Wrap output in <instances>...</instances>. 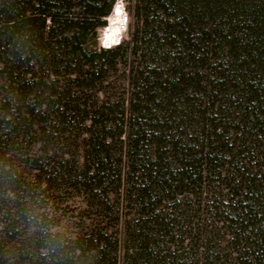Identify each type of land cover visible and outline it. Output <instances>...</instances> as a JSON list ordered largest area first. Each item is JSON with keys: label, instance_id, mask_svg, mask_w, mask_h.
<instances>
[{"label": "trees", "instance_id": "trees-1", "mask_svg": "<svg viewBox=\"0 0 264 264\" xmlns=\"http://www.w3.org/2000/svg\"><path fill=\"white\" fill-rule=\"evenodd\" d=\"M114 1L0 0V264L31 196L10 161L46 114L84 127L67 176L100 216L57 264H264V0H132L106 50ZM122 60V92L77 95Z\"/></svg>", "mask_w": 264, "mask_h": 264}, {"label": "rangeland", "instance_id": "rangeland-1", "mask_svg": "<svg viewBox=\"0 0 264 264\" xmlns=\"http://www.w3.org/2000/svg\"><path fill=\"white\" fill-rule=\"evenodd\" d=\"M115 2L116 0L113 4ZM132 4V0H126L129 25L134 22L131 16ZM108 24L109 21L106 20V26ZM106 26L102 27L101 32H99L101 27L98 29L99 46L103 42V31ZM117 68L118 71H113L107 82L102 85L96 84L77 95L82 97V100L90 98L91 102L101 99L103 97L101 92L104 90L111 95L122 92L127 64L122 60ZM73 85L75 84L70 82L66 87ZM45 118L48 119L45 123L40 121L43 118L33 122L29 137L22 142L21 153L13 156L10 161L15 169L14 178L19 181L25 180L24 187L31 191V196L23 206L27 221L20 223L21 226L18 225L6 237L4 249L8 253L6 264H18L27 255L35 259L37 264H57L58 260L55 257L71 251L67 248L72 245L81 225L87 226L92 219L96 221L100 217L96 215L94 209L87 210V194L67 176V172L77 169L82 164L84 127L78 124L77 128L69 132L51 126L53 121L48 114ZM87 124L85 122L84 125ZM23 201L25 200H20V203ZM7 204L9 205L8 202ZM24 235L25 238L32 240L29 246L31 249H25L26 245H30V240L25 241ZM56 246L66 249H54ZM75 260L80 261L76 257Z\"/></svg>", "mask_w": 264, "mask_h": 264}, {"label": "clouds", "instance_id": "clouds-1", "mask_svg": "<svg viewBox=\"0 0 264 264\" xmlns=\"http://www.w3.org/2000/svg\"><path fill=\"white\" fill-rule=\"evenodd\" d=\"M102 19L109 21V24L103 31V42L100 47L106 50L111 49L119 46L125 39L130 38L128 36L130 18L126 10V0H116L112 12Z\"/></svg>", "mask_w": 264, "mask_h": 264}, {"label": "water", "instance_id": "water-1", "mask_svg": "<svg viewBox=\"0 0 264 264\" xmlns=\"http://www.w3.org/2000/svg\"><path fill=\"white\" fill-rule=\"evenodd\" d=\"M106 21V20H105ZM101 30H102V27L100 28V31L99 32H101Z\"/></svg>", "mask_w": 264, "mask_h": 264}]
</instances>
